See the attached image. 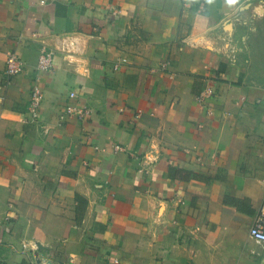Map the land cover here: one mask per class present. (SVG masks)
<instances>
[{
    "label": "crops",
    "instance_id": "1",
    "mask_svg": "<svg viewBox=\"0 0 264 264\" xmlns=\"http://www.w3.org/2000/svg\"><path fill=\"white\" fill-rule=\"evenodd\" d=\"M263 216L264 0H0V264H264Z\"/></svg>",
    "mask_w": 264,
    "mask_h": 264
},
{
    "label": "built area",
    "instance_id": "2",
    "mask_svg": "<svg viewBox=\"0 0 264 264\" xmlns=\"http://www.w3.org/2000/svg\"><path fill=\"white\" fill-rule=\"evenodd\" d=\"M75 42H71V48L75 49ZM68 47L66 46V50ZM233 52V51H232ZM55 50L49 48H43L38 66H37V81L41 80L42 76L46 73H50L54 69L55 65ZM121 63H126V60L123 59ZM165 64L164 66H167ZM120 65L117 64L115 69H119ZM25 70L24 61L18 56L15 52H8L7 61H6V69H5V77L7 82L5 83L6 88L9 87L10 80L23 73ZM215 95L214 87L208 86L206 89L198 96L197 101L199 108L204 110L207 115L211 114V110L208 107V102ZM44 95L42 89L39 84L33 88V92L31 94V99L28 105V111L31 115L32 121H36L39 119L41 114V108L43 103ZM92 117V110L84 103L78 101L77 92L73 91L69 94V100L60 112L59 118L62 122H66L71 119H76L80 122H87ZM113 149L117 152L124 151V148L116 144L113 146ZM150 163H156L157 159L152 158L151 154H147L145 156ZM250 237L255 241L264 244V216L255 220V223L252 225L249 231ZM42 264H48L47 262H43ZM63 264H73L63 263Z\"/></svg>",
    "mask_w": 264,
    "mask_h": 264
},
{
    "label": "trees",
    "instance_id": "3",
    "mask_svg": "<svg viewBox=\"0 0 264 264\" xmlns=\"http://www.w3.org/2000/svg\"><path fill=\"white\" fill-rule=\"evenodd\" d=\"M78 199H79V197H78Z\"/></svg>",
    "mask_w": 264,
    "mask_h": 264
}]
</instances>
